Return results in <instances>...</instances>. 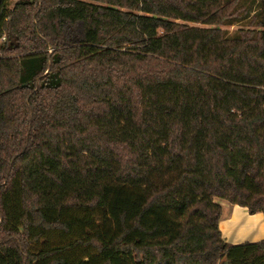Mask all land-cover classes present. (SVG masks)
I'll use <instances>...</instances> for the list:
<instances>
[{"label":"trees","instance_id":"1","mask_svg":"<svg viewBox=\"0 0 264 264\" xmlns=\"http://www.w3.org/2000/svg\"><path fill=\"white\" fill-rule=\"evenodd\" d=\"M247 2L0 0V264H264L220 228L264 213Z\"/></svg>","mask_w":264,"mask_h":264},{"label":"crops","instance_id":"2","mask_svg":"<svg viewBox=\"0 0 264 264\" xmlns=\"http://www.w3.org/2000/svg\"><path fill=\"white\" fill-rule=\"evenodd\" d=\"M224 213L225 211L223 205V216L220 222V228L223 232V236L226 241H228L229 237H231L229 234H232V241H234L235 244L245 242H258L264 240V213L257 212L252 214L249 211L248 207L241 206L238 204L232 206L231 211H229V216L227 218H225L226 214ZM243 216H246V218H244V224L240 225V223H233L236 220L241 221ZM230 231L232 233H230Z\"/></svg>","mask_w":264,"mask_h":264},{"label":"rangeland","instance_id":"3","mask_svg":"<svg viewBox=\"0 0 264 264\" xmlns=\"http://www.w3.org/2000/svg\"><path fill=\"white\" fill-rule=\"evenodd\" d=\"M17 0H10V5H13L15 2H16ZM247 1H249V0H241V4H243V5H247ZM195 25H198V24H195ZM240 25H243V24H234V25H228L226 28L230 31V32H233L235 29H237V28H239L240 27ZM217 199H219V198H217ZM219 201H221L222 202V205H224V211H225V213L224 214H226V217L225 218H227L228 216H229V211H231V208H232V206L233 205H235V204H232V203H229L228 201H225V200H223V199H219ZM224 203V204H223ZM226 203V204H225ZM232 205V206H231ZM244 218H246V216L244 217L243 216V218H242V220L241 221H239V220H236V221H234L233 223L234 224H239L240 223V225L241 224H244V222H245V219ZM237 226V225H236ZM236 228V227H235ZM232 231V230H231ZM230 231V233H232ZM231 237H229V239H228V241L229 242H231V244H235V242L234 241H232L233 240V236H232V234H229Z\"/></svg>","mask_w":264,"mask_h":264}]
</instances>
